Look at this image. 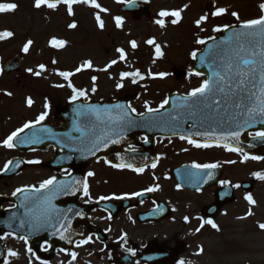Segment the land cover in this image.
<instances>
[{
    "label": "rangeland",
    "instance_id": "rangeland-1",
    "mask_svg": "<svg viewBox=\"0 0 264 264\" xmlns=\"http://www.w3.org/2000/svg\"><path fill=\"white\" fill-rule=\"evenodd\" d=\"M149 1L150 9L154 14H158L162 10H180L185 5L182 1L178 2L177 0ZM97 2L108 10L106 13H100L101 19L105 22L103 30L98 27L92 12H88L81 6H74L75 16L70 17L67 15L64 5L53 11L46 7L36 9L33 6L34 0H0V3H16L19 6L13 13L0 14V32L8 30L14 33L11 39L0 42V69L3 63L12 57L16 56L22 59L21 71L18 75H5L3 71L0 74V134L3 132L11 134L20 125L21 119L33 116L38 112L41 114V108L45 104L44 98H53L57 101L58 98L63 97L68 82L56 75L57 71H74L85 60H91L94 69L103 68L111 60H119L117 48L125 49L127 60L119 62L108 72L88 70L90 75L85 76L82 71L71 77L74 86H80L84 80L92 78V74H94L103 87V93L107 95L119 81L120 72H131L138 69L146 77L149 71L154 74H167L166 78L160 81L150 82L148 81L150 78L145 79L141 85L150 83V87H147L150 92L142 94H152V89H157L156 92L160 93L174 89L178 92H185L183 87L171 83L173 80L170 77L169 67L172 64L176 67H183L187 58L191 56L195 40L192 39L193 34H191L192 29L190 28L194 19H198L197 17L200 16L199 8L196 7L192 13H189L186 8L181 13L182 20L179 24L167 26L164 29L154 23L160 18L157 15L154 16V19L142 20L138 23L123 16L121 17L124 20L123 27L118 29L115 26L114 18L119 3L116 0H97ZM201 2L199 1V3ZM245 2L261 3L264 0H238L240 8L244 7ZM248 16H243V18ZM165 19L170 21L172 18ZM73 20L78 24V27L69 29L67 25ZM203 27L209 28L206 25ZM198 30L202 32L200 29H197V32ZM53 37L65 40L67 46L59 50L51 48L49 42ZM148 39H155L164 52V58L155 60V63L151 58L154 46L145 43ZM28 40H32L33 44L28 54H24L21 49ZM131 40H135L139 45L135 51L130 47L129 41ZM139 52L144 55L137 56ZM53 60L57 63L53 64ZM40 64H44L48 71L40 77L29 74L27 69L36 70ZM55 84H64L65 87H53ZM124 84L125 87L119 93L125 90L130 92L139 87L132 85L129 80H125ZM195 84L189 83L188 88ZM6 92H11L12 95H5ZM29 97L34 101L30 109L26 103ZM214 154L217 155L211 156L210 153L200 155L201 161L212 160L208 157L221 159L224 178L231 182H254V190L251 195L256 200L255 206L249 205L244 199L246 193L240 191L236 202L225 210L227 216L217 220L221 229L219 232L214 229L211 232L203 229L201 233L196 234L193 230L198 227L194 221L199 214L198 205L210 203L212 191L200 194V196L187 195V197L185 195L182 197L178 193L175 197L178 210L171 222L139 228L132 225L127 229L129 236L136 241L141 239L144 243L148 240H158L168 247L177 241H186L185 243L190 247L180 260L184 261V264H264V231L257 227L258 223H264V181L257 180L253 176L255 172L264 173V159L248 160L241 163V154L227 155L222 150L219 153L214 152ZM3 160L4 158L0 154V169ZM182 160L183 157L177 158L174 165ZM228 161H235V163L229 165ZM140 181L141 179L127 180V183L130 188H133L138 184L143 186ZM153 182L156 183L155 180ZM160 183L163 186V181ZM170 186L171 184H169ZM0 190H2L1 186ZM159 192V197L162 198L163 192ZM172 195L174 196V193ZM249 208L252 209L253 216L244 220L237 219V217L246 216ZM185 216L189 218L187 225L181 223ZM168 239L170 240L168 241ZM12 246H15L13 242ZM201 247L204 251L197 255ZM95 249V251L84 250L77 254V259L73 264H111L106 260L104 251L97 246ZM70 259V255L63 259L56 257L52 264H68ZM13 261L27 264L23 259H14Z\"/></svg>",
    "mask_w": 264,
    "mask_h": 264
},
{
    "label": "flooded vegetation",
    "instance_id": "flooded-vegetation-1",
    "mask_svg": "<svg viewBox=\"0 0 264 264\" xmlns=\"http://www.w3.org/2000/svg\"><path fill=\"white\" fill-rule=\"evenodd\" d=\"M146 1V0H145ZM178 2L182 1L185 5H188L187 10L189 13H192L196 7L199 8V15L197 18L199 19L203 15H208L209 20L203 24L208 26L209 28H204V31L200 32L195 26L194 19L192 22V26L190 29L192 35V39L196 41V39L201 38H209L214 37V35H219L213 31L215 27H224L228 25H235L236 23H241L246 20L256 19L259 17L260 9L258 7L260 2L256 3H248L245 2L244 7L240 8L238 5V0H177ZM199 1H202L199 3ZM148 2V1H147ZM197 3V4H194ZM150 1L148 7L150 9ZM184 5V6H185ZM208 6H211L208 8ZM194 7V8H193ZM225 8L227 13L221 17H213L211 15L212 12L216 11L218 8ZM145 12V9L144 11ZM139 15L138 20H147L154 19L155 15L153 11L150 9V13L148 15ZM232 12H236L240 16V20L237 21L235 17L231 15ZM246 15H249L246 18ZM167 23V22H166ZM167 26L170 27V23H167ZM195 43V42H194ZM200 45L195 43V50H198ZM191 61L187 60L184 67H187ZM190 72V71H188ZM203 77L197 76H187L183 80L180 79H172V84L175 83L179 85V87H183L185 92H178L177 90L173 91H164L163 93L156 92L157 89H152V94H142L145 92H150L146 87L141 86V88L136 89L134 93H138L137 97L131 100L130 105L132 108L136 109L137 113L145 112L144 104L147 102L151 107H158L159 104L168 96V94L177 92L180 94H187L192 89L199 87ZM193 83L195 86L189 87L188 84ZM187 84V87H186ZM147 87H150L149 84H146ZM160 86H162L160 84ZM95 87L97 90L95 93L92 92V88ZM188 88V89H187ZM82 90H87L88 100L85 101L83 98L78 100L76 103H72L69 108L66 109L64 113L55 114L54 108L55 104L48 100L49 108L45 109L44 112H47L46 119L43 122H46L50 125L49 132H51L50 140L52 141V146L47 147V139L43 140V133L35 132L34 136H30L25 141V146L28 147L32 144H41V149H37L36 151H25L19 152L15 149H6L4 147H0V154L3 156V162H7L11 159H20L24 162L29 160H39V164L37 167L27 168L22 173L16 175V178L11 180H5L0 182V186L2 190H0V196H12V193L16 191L18 188H31L36 187L39 188L40 184L47 179L55 177L57 181L62 180L64 177H68L69 173L73 179L80 180L87 178L89 184V192L91 199L89 197H85L81 190L76 193V195H65L60 194L58 197L52 200V205L55 208L61 210L60 214L66 215L68 220L71 221V227L68 232L65 233L66 236L71 235L72 233H77L78 229H82V215L83 211L88 207L87 205H92L95 203L103 204L102 208H93L87 215L89 227L95 228L98 232V237L96 235H90L91 242L87 245H82L81 247H76V244L80 241L73 242L71 249L66 251H61L59 249L55 250L53 253L56 257H62L64 255H70L71 252H76L80 254L85 249L87 250H95V246L103 249L104 251H111L113 254V259L115 261L118 257L122 255L128 256L132 260V264H146L142 261H139L137 258L140 253L146 250L149 243H153L152 252L159 253L162 248H173L177 243L175 242L170 247L165 246L162 242H158V240H148L144 243L143 240H133L127 231L132 225L136 227H148V226H158L159 224H164L171 222V220L175 217L178 210V203L176 202L175 197L177 194L182 197L185 195H194L200 196V194H205L206 192L212 191L211 202L206 205H198L199 214L198 217L203 219H210L207 217L206 212H203V209L207 206H210L215 202L217 192L221 191V189L225 186H231L233 189V202L229 205H224L220 209H218V213L216 216L212 217V220L218 224L217 220L223 217H226V209L231 207L234 202H236V197L238 196L240 189L233 188V184H239V182H231V180L224 178V172L222 168V160H217L213 157L212 160L207 162L201 161L200 155L205 153H210L211 156L217 155L215 153H219L221 150L227 154L231 155V153L235 154V152H229L223 147H210V148H200L197 149L192 145H189L186 140H181L180 138H161L157 137L154 141H150L145 143L144 136H138L134 141L133 146L124 147L123 145L112 144L109 147L102 148V150L97 151L95 155H90L87 153L86 148L90 146V141L100 135H104L105 132H108L109 129L100 124L95 116L85 115L80 116L77 115L76 109L80 105H84L86 103H90L92 105L99 106L104 108L103 105H109L110 103L118 100L121 94L118 92L117 88H111V91L105 95L103 93V87L101 83L96 81V84L93 85L91 79H87L84 82V85L80 87ZM73 93L67 92L63 99L66 102L71 101ZM143 99V100H142ZM142 100V101H141ZM65 102V103H66ZM61 116L66 117V123H60L58 118ZM36 117H24V119L20 120L21 125H24L27 122H35ZM79 127L81 131H76L75 128ZM5 134H0V144L3 142V138ZM117 138V136H114ZM31 140H37L41 142L32 143ZM74 148H83L85 151H73ZM132 148H135L136 151L133 152ZM186 149V151H185ZM211 151V152H210ZM107 155H104V153ZM133 157L136 156L139 158V161L145 165V171L143 174H137L130 169H118L113 168L110 165L115 162L122 160L124 157ZM86 157V158H85ZM183 157V160L175 164V160L177 158ZM70 158V159H69ZM107 160L106 164L104 161ZM186 160V161H185ZM2 162V163H3ZM4 162V163H5ZM153 162L157 163V167L152 169L151 164ZM193 163L206 164V163H216L219 164L220 167L216 168L219 170V174L215 171H211V174L215 177L214 179H210L213 183L210 187L197 190H186L182 188H178L176 182L173 179V171L181 166H190ZM230 163L229 165H231ZM71 165L72 168L67 169V167ZM67 169V171H65ZM184 174L186 176L195 175V172L191 168L183 169ZM88 172H93L94 176L87 177ZM156 179H153V177ZM20 179V180H17ZM72 179V180H73ZM141 179V183L136 185L133 188H130L127 180H135ZM153 182V180L156 181ZM230 181L228 185H221V181ZM163 181V186L160 183ZM169 184L171 186L169 187ZM159 186V190L155 192H145V195L137 200V197L132 196L133 193L145 191L148 187ZM135 188V189H134ZM170 189V190H169ZM159 191H162L163 197H159ZM171 191V192H170ZM174 193V196L172 195ZM48 193H40L36 195L44 196ZM132 196L131 199H122V200H100V197L107 196ZM30 205H35V202L29 201ZM198 204V203H194ZM15 209V204L3 203L0 204V218L5 217V213L7 211H13ZM68 209H72L71 212ZM159 209V210H158ZM175 209V211L173 210ZM156 214H150L147 218H142L141 214L151 213L152 211H157ZM82 215H80V214ZM38 214V213H37ZM111 217V219H109ZM63 221V220H62ZM67 225V221H63ZM196 222L200 224V220L196 219ZM110 229V230H109ZM203 229L210 231L211 227L206 225ZM202 229V230H203ZM54 229H52V232ZM58 236L59 233L56 235ZM127 236V243L121 240V236ZM87 237V238H89ZM86 238V239H87ZM171 239V237H170ZM168 239V241L170 240ZM4 249L6 253H8L9 249L13 251H17L19 253V258L16 259H24L28 261V259L35 260L38 262L36 257H40L41 255L47 253L44 250L45 246H55L60 243L57 240L51 239L50 242L43 243L40 247L32 250L35 252L36 256L32 257L26 251L28 248L27 245L24 244L22 240L16 237H12L7 235L4 239ZM12 242L15 246H12ZM68 243V241H66ZM188 245H186V249L188 250ZM125 249H131L135 252V255H131L129 251ZM179 257L174 264H179ZM29 262V261H28ZM27 263V262H26ZM16 264H24L23 262H19ZM28 264V263H27ZM81 264V263H79Z\"/></svg>",
    "mask_w": 264,
    "mask_h": 264
},
{
    "label": "snow or ice",
    "instance_id": "snow-or-ice-1",
    "mask_svg": "<svg viewBox=\"0 0 264 264\" xmlns=\"http://www.w3.org/2000/svg\"><path fill=\"white\" fill-rule=\"evenodd\" d=\"M117 3H124L125 0H116ZM147 2V0H146ZM64 5L66 7L67 15L70 17L75 16L74 6L76 5H87L93 9H98L99 13H106L108 10L102 7L97 0H34V7L36 9H41L46 7L50 10H57L59 6ZM135 0H129V6H134ZM16 3H0V14L13 13L18 9ZM188 7L185 5L184 8L180 10H162L158 13L159 19L155 20L154 23L157 24L161 29L167 27L165 18H172L170 23L172 25H177L182 20L181 13ZM262 15L256 19H250L243 21L239 26L228 25L224 27H215L213 31L227 32L229 28H232L233 31L225 39L220 41L215 47L218 50L217 56L207 65L210 72V76L204 78L199 87H196L189 91L186 95L177 96L178 103H173L172 107L175 109H183L184 112H162L163 109L169 105V99L165 98L158 107H151L147 102L144 104L145 112L137 113L135 108H132L131 105L125 107L121 104H115L112 106H107L101 108L90 103L80 105L76 108L77 115L85 116L92 115L96 117V120L105 125L109 131L105 132L104 135L96 136L90 141V146L86 148V151L90 155H95L97 151L102 150L108 146V142L112 144L120 143V140L123 139V131L126 128L130 127H146L151 130L153 127L165 128L172 125V122H179L187 114V119H184V123H188V120L192 117L201 116V123L208 120L219 119L227 122L233 127V130L224 135H214L215 130L212 132L201 133L199 131L193 133V135H203L207 140L215 139L217 143H199L192 138L191 135L185 136L180 135L181 140H187L189 145L200 149V148H210V147H223L229 152H237L242 155L241 163H245L248 160H261L264 157L250 156L246 152H243L242 149L231 147L227 143H221L220 141L227 140H236L239 141V138L242 134V131L247 128H252L256 123L264 125V3L258 5ZM227 13L225 8H218L216 11L212 12L213 17H221ZM231 15L235 17L237 21L240 20V16L236 12H232ZM95 20L98 27L103 30L105 28V22L101 19V16L97 13L95 15ZM116 28L120 29L123 27L124 20L117 16L114 18ZM209 20L208 15H203L195 21L196 28L204 31L202 25ZM67 27L69 29H76L78 24L73 20L68 23ZM14 36L12 31L5 30L0 32V41L11 39ZM209 39L215 41V37H209ZM207 40L198 38L195 43L198 45L207 44ZM149 46H154L155 57L153 63L156 59L163 58L164 52L161 49V45L157 44L155 39H148L145 41ZM33 44L32 40H28L22 47L21 51L24 54H28L31 46ZM130 47L135 51L139 45L135 40L129 41ZM49 46L53 49H63L67 46V42L63 39H57L53 37ZM224 46H228L225 48ZM209 52L213 51L210 47ZM116 52L119 55V60L113 59L103 68H93L91 60H85L79 67L74 71H57L56 75L62 77L67 81V87L71 89L73 95L71 97V102L75 103L77 100L83 98L85 101L88 100L87 90L77 89L71 81V77L81 73L85 70H93L99 72H108L109 69L113 68L119 62L127 60V53L124 48H117ZM208 56V52H205L200 56V67L205 66V58ZM193 60L197 59V52L193 51L191 53ZM53 64H56L57 61L53 60ZM2 69H0V74H2ZM29 74L36 77L42 76L43 73L47 72L48 69L44 64H40L38 69L34 70L32 68L27 69ZM166 73H152L148 72L147 77L142 74L138 69L131 72H121L119 81L116 83L117 90L123 89L125 87L124 81L129 80L131 84L136 85L147 78L150 79H165ZM204 74L200 71H190L189 76L201 77ZM111 78V77H109ZM93 85L96 84L97 77L93 76L92 78ZM53 87L63 88L64 84H55ZM147 87V85H144ZM96 88H92V92H96ZM5 95L11 96V92H6ZM27 106L31 108L34 101L31 97L26 100ZM44 108L48 109L49 105L47 102L44 104ZM210 110V111H209ZM115 112V114H113ZM131 113V114H130ZM138 116L140 119L136 120L133 116ZM47 112L41 113L35 120V122H27L23 127L18 128L16 131L12 132L7 138L0 144V147L6 149H14L16 147L17 138L20 137V134L25 132L26 129L34 128L37 124H40L43 120L46 119ZM241 121H243L241 123ZM76 131H81L79 127L75 128ZM175 135L176 133L173 132ZM253 140L264 141V131H255L251 133ZM114 136H119V139L114 138ZM145 143L148 142V138H144ZM30 142L36 143L41 142L37 140H31ZM73 151H85L83 148H74ZM132 151L135 152L136 149L132 148ZM186 151V149H185ZM86 158V157H85ZM70 159V158H69ZM106 164L107 160L104 161ZM12 163L9 161L5 167L4 171H8V166ZM29 164H39V160H29L26 161ZM228 163H235V161H228ZM19 167V164L16 165ZM113 168L124 169L128 168L131 171L137 174H143L145 168L143 167H133L131 164H111ZM152 169L157 167V163L153 162L151 164ZM192 168L197 169L201 172L206 170H213L220 167L216 163H206L199 164L193 163ZM67 171V169H65ZM71 175V173H69ZM94 176L93 172H88L87 177ZM253 176L260 181H264V173L255 172ZM215 177L209 172L206 179L203 180V183H207L209 179H214ZM153 179H156L154 176ZM221 185H228L230 181L224 180L220 182ZM233 188H240V184H233ZM179 188V186H178ZM83 192L85 197H90L89 184L87 178L83 181L73 179L71 181H57L55 177L44 180L39 188H18L15 192L12 193L13 196H16L18 193H24L25 196L21 201L20 207H25L29 201L35 202V206L32 209L26 208L24 212V219H20V227H24L25 224L31 225L30 233L35 234L39 232L41 228L47 230V228H52L54 231L52 235L59 233V238L61 240H66L71 243V240L68 236L65 235L71 227V221L68 220L66 215H61L59 209L55 208L52 205V200L58 197L60 194L65 195H76L78 191ZM159 190V186L148 187L145 191L133 193L132 196L140 197L145 195V192L151 193ZM199 190V189H198ZM38 193H48L44 196H38ZM132 196H107L100 197V200H122V199H131ZM244 199L249 205L255 206L256 200L251 194H246ZM175 211V209H173ZM69 212L72 209H68ZM38 213V214H37ZM80 214V213H78ZM82 215V214H80ZM254 213L251 208L247 211L246 216L237 217V219H247L248 217L253 216ZM13 217L12 219H15ZM111 219V217H109ZM199 219L200 225L195 229L196 233H199L206 225L210 226L212 229L219 232L221 229L212 219ZM67 221V225L61 221ZM185 223L189 222L187 216L184 217ZM11 227V224L8 225ZM257 227L264 231V223H258ZM110 230V229H109ZM9 235H12L9 233ZM6 237L0 236V239H5ZM24 242L25 245H28L29 238L27 235H21L18 237ZM125 243H127V236H121L120 238ZM91 242V237L84 239L76 244V247H81L82 245L88 244ZM45 251L48 250V246H45ZM129 251L131 255H135V252L131 249H125ZM26 251L30 256L35 257V252L32 251L31 247H28ZM63 251V249H61ZM204 249L201 247L197 255L202 254ZM8 257L19 258V253L17 251L9 250L7 253ZM71 259L68 264H73L77 259V253H70ZM39 259V257H36ZM3 264H10L8 259L3 261ZM31 264V260L29 261ZM40 264H45V261L40 260ZM180 264H184V261H180Z\"/></svg>",
    "mask_w": 264,
    "mask_h": 264
},
{
    "label": "water",
    "instance_id": "water-1",
    "mask_svg": "<svg viewBox=\"0 0 264 264\" xmlns=\"http://www.w3.org/2000/svg\"><path fill=\"white\" fill-rule=\"evenodd\" d=\"M144 7H146V5H143V2H138V1L136 2L135 1V5L134 6L130 7L129 6V2H128L125 6L120 7L119 10L121 12H130L131 14L136 15L138 13V11H144V9H145ZM232 31H233L232 28L228 29L227 32H224V34L221 37L216 38L215 41L211 40V41H208L207 44L203 45L202 46V51L197 53V59L193 60L194 62L191 64L190 68L193 69V71H200L204 75L206 74L207 77H209L211 74H210V72L208 70L207 65L209 63H211V61L208 60L207 57H209L210 59L212 58L211 60L216 58L218 50L216 49L215 46L220 41L225 40L230 35V33ZM210 47L213 49V51H211V52L208 51ZM224 47L227 48L228 46H224ZM205 52H208V56L205 58V66L204 67H200V56L203 55ZM19 66H20V60L18 58H14V59L10 60L9 62H7L5 64L4 70L7 73L11 72L12 70L18 71L19 70L18 69ZM171 73L174 76H176L177 78H183L186 75V72L181 70V69H179V68H173L171 70ZM177 96H180V95H175L174 94L173 96H169L168 97L169 105H167L166 108L162 110V112H172V113L184 112L183 109H175V108L172 107L173 103H178V101L176 99ZM123 98L124 99H121L119 102H117V104H121V105H124L125 107H127V103L129 101V97H123ZM58 108H59V110L64 111V109L66 107L60 105V106L57 107V109ZM133 118L136 119V120L140 119V118H135V116H133ZM184 119H187V114L186 113L184 114V116H182V118H181V120L179 122L173 121L172 125H170L168 127H165L163 129L160 128V127H153L151 129V131H153V132L155 131L154 134H162V135H167V136H176V135H185V136L188 135L189 136V135H191L192 137H194V139H197V140L199 139V140L204 141V142L211 141V142H216L217 143V141L215 139L207 140L203 135H193V133H195L197 131H199L201 133L212 132V130L214 129L215 130L214 135H224V134H227L228 132L233 130V127H232V129L229 128L227 130L226 122H224L223 120H219V119H216L214 123L211 120L204 121L203 123H201V119H202L201 116L192 117L191 119L188 120V123H184ZM242 122L243 121H241V123ZM187 125H189L190 128H188L189 126H187ZM38 126L39 125H36L35 127H38ZM222 126H226V128H224ZM30 129H33V128H29V129L25 130V132L20 134V137H18L17 141L15 142L16 145H18L20 143V141L22 140L24 135L27 134V132ZM255 131H264V125L256 123L254 127L247 128L246 130H244V134H241V136L239 138V141H236V140L234 141V140L230 139V140H227V141H220V142L221 143H227V144H228V142L229 143L231 142V144L233 146H236V148L242 149V151L246 152L250 156L263 157L264 156V141L253 140V138L250 140L248 138V133H253ZM173 132H175L176 134L174 135ZM20 169H22V168H20ZM175 179L181 186H183V187L189 186V181L190 180H187L186 178H184L183 175H178V176L175 175ZM204 179H206V177L204 175H201L202 182H203ZM203 184L206 185L207 183H203ZM244 188H247V191H251L252 190L251 185L245 186ZM229 192L230 191L228 189L223 190L219 194V198H221V200H222V198L225 195V193H226V195H228V194L231 195V192L230 193ZM227 201L228 200H226L225 202H227ZM221 203H222V201H220V204ZM214 206L218 207L219 206V201ZM2 259H3V255H0V261Z\"/></svg>",
    "mask_w": 264,
    "mask_h": 264
}]
</instances>
